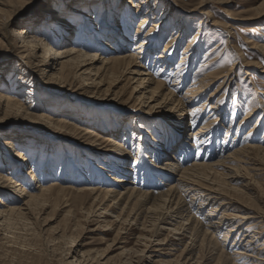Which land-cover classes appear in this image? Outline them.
I'll return each instance as SVG.
<instances>
[{
	"label": "bare ground",
	"instance_id": "obj_1",
	"mask_svg": "<svg viewBox=\"0 0 264 264\" xmlns=\"http://www.w3.org/2000/svg\"><path fill=\"white\" fill-rule=\"evenodd\" d=\"M105 1L103 0V4H111L112 9H109L111 13L104 8L102 15H100L102 11H99L100 13L94 11L93 13H97V16L94 14L95 16L91 17V12L88 10H80L74 6L71 9L73 13L80 12L84 16L79 27L80 31L79 34H74L62 42H49L47 39H50L48 37L51 35L50 31L41 33L40 30L28 32L25 28L15 29L13 33L15 38L22 42L19 46L21 47L19 59H24L25 64H28L30 68L32 65L45 66L44 69L42 68L43 77L47 73L50 79H57L67 84L81 82L80 85L87 87L88 90L91 89L93 93L108 94L111 87L120 81L135 82L128 99L140 101L141 106H146L143 114L147 116L158 108L163 110L168 107L171 112L177 115L183 114L186 119L191 120L192 123H188L191 128L197 124L199 118L206 116V119L198 128L187 132V135H182L184 121L181 120L178 127L174 128L175 139L164 140L161 149L156 148L162 157L158 158L156 163L147 161L145 164L141 163L142 158L138 159V156L130 159L134 144L124 146L126 143L118 141L120 138L112 135L103 138L98 128L87 127L84 133L85 141L91 146H96L89 152H94L93 156L101 155V162H97V167L95 166L94 169L90 168L92 161L79 162V165H71L75 168L70 170L68 169L70 167L68 153H65L64 162L57 177L53 167L49 165L52 160L49 155H46L39 172L37 160L34 159L32 163L34 169L25 171L29 154L19 149L20 143H16L14 139H6L3 144L7 145L12 152H10L8 164L4 167L0 165V170H5V173L0 172V190L4 188L8 190L9 187L8 193L11 195L8 194L10 200L7 203L0 198V204L3 205L0 206V226L5 225L12 231L15 224L12 219L15 217L24 219L36 209H41L40 206L60 204L64 209L70 204L69 195L75 193L76 197L81 199V204L86 201L89 203L86 208L81 205L85 209L87 219L97 216L98 224L107 227L101 230L97 227L94 230L99 229L103 236H106L116 227L114 241L118 240L123 244L121 247L124 250H126L124 244L128 242L134 226L140 225L141 230L151 231V234L150 232L149 234L139 233L136 238L139 242L147 241L143 242L145 247L141 249V252L145 251L144 253L148 254L146 259L174 255V258L167 260L168 264H203L202 248L212 243L215 234L223 231L221 241L217 242L218 246L214 244V250L216 249L218 253L217 264H243L239 262L243 259L248 261L253 259L251 264H259L258 261H261L260 264L263 263L264 238L260 234H264V227L259 224L264 219H258L264 217V214L254 206L250 192L252 186L249 187V184L253 181L257 182V179L253 180L256 175L264 174V134L261 139L257 137L264 125V96L258 93L251 94L245 104L247 113L242 117L236 135L229 139L233 126L232 119L228 123L229 129L224 140L220 142L223 122L229 120L227 108L229 86L234 83L238 67L240 71L253 63L241 56L240 52H235L230 59L221 58V52L212 58L210 62L225 59L227 68L221 70L219 78L222 81L201 105L198 100L206 93L212 78L209 73L201 71L209 63L200 64L198 71L193 73L190 83L188 78V74L195 69L194 64L199 63L202 41L221 33L232 36L231 31L226 28L231 25L221 24L214 19L213 12L205 7L209 3L207 0H202L192 11L193 15H200L201 23H203L197 32L190 23L192 19L178 12H172L167 4L163 8L161 17L156 16V11L150 8L152 1H155L154 8H159L160 0ZM215 2L227 4L230 0ZM7 4L8 0H0V5ZM46 11L55 12L56 10L51 7ZM254 11H256L254 15L264 14V0L257 8H254ZM135 14L142 16L138 21L136 33L132 34L130 28L136 20ZM95 17L101 19L97 25L98 28L89 27L88 21L92 19L93 23ZM172 18L181 19L182 22H174L175 26L171 29V34L169 33L166 42L160 47L162 37L170 31L168 22L173 23ZM209 20H213L212 27L206 26ZM70 21L63 16L62 19L54 22L55 27L51 25L53 27L51 30L55 33L57 29H62V34L68 37L71 34L69 27L73 26ZM2 39L3 37H0L1 42L4 41ZM80 39L87 42L92 40L93 44L83 43L84 41L81 42ZM221 44L220 41L216 45ZM227 46L234 45L228 42ZM181 47L182 55L175 65L174 62ZM215 48L217 47H212L208 52H212ZM252 48L264 52V44L254 42ZM231 61H234L232 65H230ZM24 73L27 74L26 71ZM247 73L249 74L248 71ZM21 78L16 86L18 93L24 87V80L21 82ZM171 79L172 83H170ZM184 85L188 87L182 93ZM114 90L112 88V91ZM234 90L236 94H239V101L244 99V97L240 98L242 90L239 86ZM256 90L264 94V90ZM124 91L122 88L115 91V94L122 95ZM32 93L34 88L31 87L27 92L29 95L27 99L33 95ZM27 99L15 98L11 93L4 94L0 91V113L4 109L5 115L24 113L32 117L44 118L46 121L51 119L45 112H33L34 103L28 104ZM234 106L236 111L243 110L236 96ZM55 122L59 126L69 124L65 118L53 121ZM249 124H251L250 128L245 131ZM72 126L78 127L77 124ZM186 127L187 125L185 129ZM244 132L243 137L241 133ZM192 148L193 151L190 152ZM196 148L199 149L193 156L192 152ZM204 148H208V152L203 155ZM145 150L147 149H143ZM110 165L113 167L111 168L113 173H108ZM13 172L18 174V179L15 180ZM149 186L151 188H147ZM206 208L208 211L205 216L201 220L198 219L197 214ZM70 210L69 207L66 211L70 212ZM67 214H65L66 218H68ZM109 217H114L115 220L112 221ZM177 218L180 220L176 221ZM174 221L176 222L173 223ZM167 225H173V228ZM16 230L12 232L16 234ZM161 230L178 234V240L181 242L189 237L193 240L194 247L199 245L200 253L195 257V253L192 252L193 247L189 251L188 244L191 242H188L178 255L173 253L171 250H179V248L176 246L177 243H171L169 234L157 241L160 247L150 248V250L148 243L154 236H158ZM125 233L128 235L125 236ZM232 236H235L234 241L227 244ZM262 243L263 246L260 247ZM227 247L229 251L226 250ZM109 260L110 257L100 264H107Z\"/></svg>",
	"mask_w": 264,
	"mask_h": 264
},
{
	"label": "rangeland",
	"instance_id": "obj_2",
	"mask_svg": "<svg viewBox=\"0 0 264 264\" xmlns=\"http://www.w3.org/2000/svg\"><path fill=\"white\" fill-rule=\"evenodd\" d=\"M106 1L109 2L111 0ZM201 1L202 0H160L158 5L159 8L157 7L156 9L154 8L155 1H152L150 10H155L157 14L156 16L161 17L163 8L165 7V4H167L172 12H178L181 15L192 19L190 23L193 25L194 31L197 32L198 28L200 25H203V23H201L200 15H193L192 11ZM207 1H209V3L205 7H207V10L210 12H213L214 19L219 21L221 24L231 25L226 28L231 31L232 36H229L227 33H221L214 37H208L202 41L199 63L194 64L195 69L188 74V78H190L189 83L192 81L193 73L198 71L201 63H209L202 68L203 70L201 72L209 73L212 78L206 93L198 100V103L201 105L222 81L221 78H219V74H221L222 69L227 68L225 59L210 62L212 58L217 56V54L221 52V58L230 59L235 52H240L241 56L247 59V61L253 63L250 66L243 67L240 71L238 67L234 83L232 86H229V97L227 99L229 120L225 121L226 123L223 122L224 126L222 127L220 136V142H222L227 130L229 129L228 123L232 119L233 126L230 130L229 139L236 135L239 124L243 119L242 117L247 113L245 104L251 94L258 93L260 96H264V94L256 90H264V52L263 50L261 51L257 48H252L254 42L264 44V14H261L260 16L254 15V12H256L254 11V8H257L263 0H230L227 4L215 2L217 0ZM106 4L107 3L103 4V0H8L7 5H0V37H3L2 40H4L2 42L0 41V91L4 94L11 93V95L15 98L20 97L22 99H27L29 96L27 94L28 90L31 87L34 88V93H32L33 95H31V97H29L26 101H28V104L34 103L33 105L35 110L33 112H45L51 117L49 121H46L44 118L32 117L24 113L5 115L3 111L4 109H2V113H0V165L2 167L8 164L9 157L11 156L10 152H12L7 145L3 144V141L10 138L12 140L14 139L16 143H20L21 147H19V149H22L24 152L29 154L27 155L29 161L25 166V171L34 169L32 166L34 159L37 160V170L39 172V168H41L44 164L46 155H49L50 158H52L49 165H51L50 167H53L56 173L55 177H57L62 167V163L64 162L63 156L65 153H68L67 155L69 157L68 165L70 167H68V169L74 170L75 167L71 165H79L81 162L86 161H92L90 168L94 169L95 166L97 167V162H101L102 156H93L95 153L91 151L89 152L91 148H95L96 146H91V144L86 143L85 141L86 139L84 137V133L87 127L98 128L103 138L109 135L120 138L118 141L126 143L124 146H127V144H131L133 146L134 144V151L130 155V159L138 156V159L142 158V164L147 163V161L150 163H156L157 159L162 157L159 155V151H157L158 148L161 149L163 142H165L164 140L170 141L175 139L176 133L174 128L178 127L181 120L184 121L182 135H187V132L198 128L204 123L206 116L199 118L197 120V124L191 128L188 124L190 122L192 123L191 120L186 119L183 114L177 115L171 112L168 107H165L163 110L158 108L156 111L149 113V116L143 114L146 111V106H141L140 101L128 99L135 82L126 83L125 81H120L117 85L111 87L108 94L93 93L91 92V89L88 90L87 87L80 85L81 82L67 84L66 82L57 81V79H50L47 76V73L43 77L42 72L45 66L32 65L30 68L28 64H25L24 59H19V51L21 49L19 46L22 42L20 39L18 40L15 38V35L13 34L15 29L25 28L28 32L40 30L41 33L50 31L51 35L48 36L50 39H47L46 37L44 38L52 43L62 42V40L64 41L65 39L71 38L74 34H79V27H81L84 16L80 12L74 14L71 10L74 6L78 7L80 10H88L91 12V17L92 15L97 16V13H100L99 11L104 10V8H106V11L111 13L109 10L112 9L110 6L111 4ZM51 7H53V10L56 11L47 12L46 10ZM94 11L98 12L95 14L93 13ZM82 12L84 13L85 11ZM102 14L103 11L100 15ZM63 16L69 18L73 25L72 27H69L71 34H69L68 37H65L62 34V29H57L55 33L51 30L55 27L53 25L54 22L58 19H62ZM141 16L142 15L140 14H135L136 20L130 28L132 34L136 33L138 21L141 19ZM249 16L253 17L247 18ZM99 17H95L93 19V23L91 22L92 19L88 21V26H92V28L97 27L98 23L101 21ZM172 19L173 23H170V21L168 22L170 31L166 32L162 37L160 47H162L166 42L169 33L171 34V29L175 26L174 22H182L181 19ZM211 21L206 22V26L212 27ZM228 37V42L234 45L233 47L227 46ZM80 41H84L83 43L86 44H93L92 40L87 42L84 39H80ZM220 41L222 44L217 46L216 44ZM212 47L217 48H215L212 52H208ZM182 51L183 49L181 47L180 53L174 62L175 65H177L178 59L182 55ZM233 63L234 61H231L230 65ZM24 71H26L27 74H25ZM20 77H22L21 82L24 80V87L22 90H19L18 93L16 91V86ZM172 82L173 80L171 79L170 83ZM237 86H239L242 90L240 98L244 97V99L240 101L238 100L239 94H236L234 90ZM105 87L106 85L104 88ZM187 87L188 85L183 86L182 93ZM112 88L115 90L112 91ZM122 88L125 90L122 95L115 94V91ZM235 96L237 102L240 103V108L243 109L241 111L235 110ZM133 105L135 107H133ZM133 108L140 109L131 110ZM62 118L68 120L69 124H65L66 126H59L56 122L53 123V121H57ZM72 123L75 125L77 124L78 127L75 128L72 126ZM186 125L187 127L185 129ZM250 126L251 124L247 126L245 131H247ZM263 128L264 125L259 130L257 135L259 139L263 137ZM243 134H245V132L241 133V136H243ZM140 146H145L146 148L143 149L147 150L143 151V149L139 148ZM198 149L199 148H196L194 152H192L193 156L196 155ZM207 150L208 148H204V152H202V154H206L208 152ZM191 151H193V148L190 152ZM114 152L118 153L117 151ZM187 154H189V152ZM111 168L113 167L110 165L108 167V173L114 172ZM0 172L5 173V170H0ZM133 176L134 173L132 177ZM14 177L15 180L18 179V174L16 172L14 173ZM254 178L255 179L253 180L256 181L257 179V182L253 181L254 184L253 182L249 184V187L252 186L250 187L251 196L253 197L252 201L254 206L257 207V210L264 214V174L256 175ZM46 183L48 184L49 182ZM94 183L96 184L98 182ZM147 188L151 187L149 186ZM9 189L10 188L8 187V190L5 188L4 190H0V198L6 203L10 200L9 195H11V193H8ZM72 194L69 195L68 198V202L70 203L69 206L64 209L60 204L40 206L41 209H36L31 215H28L24 219L23 217H15L12 219L13 222H15L12 231L17 228L16 234L5 225H1L0 264H100V262L103 263L104 260L109 257L110 260L107 264H129L130 262L132 264H168L167 260L174 258V255H168L163 257H153L152 260L146 259L148 254H145V251L141 252V249L143 250L145 247L143 242L147 241L144 240L143 242H139L136 241V238L139 233L143 232L149 234L150 232L151 234L152 232H145L141 230L140 225H136L138 226L137 228L134 226L131 232L132 234L129 235L128 242L124 244L126 249L124 250V248L121 247L123 244L119 243L118 240L114 241V237L117 232L116 227L106 236H103L99 229L94 230L97 227H99L100 230L107 227L101 226L100 223L98 224L96 221L97 216L88 217L87 219L85 209L82 207H88V201L81 204V199L76 197L75 193ZM84 197L86 199V196ZM78 202H80V204H78ZM0 206L3 205L0 204ZM69 207L71 209L70 212L66 211ZM37 211L39 212L37 213ZM207 211L208 209L206 208L204 211L198 213L197 218L201 220ZM67 212L70 215L67 214ZM65 214H67L68 218H66ZM33 216L36 217L34 218ZM109 218L112 221L115 220L114 217ZM178 219L180 220V218H177L176 221H179ZM260 219L263 220L264 217H260L258 220ZM101 220H103V217H101ZM258 220L256 222H258ZM29 221L32 223H29ZM112 224L116 226L115 223ZM79 225L83 226L81 227ZM259 225L264 227V220ZM126 226L127 225H125V227ZM167 226H171V228H173V225ZM222 232L215 234L214 238H212V243H210L212 245L208 244L204 246L201 251L199 245L196 247L192 245L193 240L189 239V237L185 238V240L181 242L178 240V234H175L174 232L169 233L167 230H161L159 235L154 236L150 243H148L150 244V247L148 248L153 249L160 247V244L157 241L169 234V238L172 239L171 243H177L176 246L179 248V250L169 249L173 251V253L178 255L182 249L185 248L188 242H191L188 244L190 245L188 248L189 251L193 247L192 252L195 253V257L201 251L203 264H217L218 253L216 252V249L214 250V244L216 243L218 246L217 242L221 241L220 238L222 237ZM124 235L126 236L128 233H125ZM188 235L190 236V234ZM260 235L264 238V234L261 233ZM234 239L235 236L230 237L227 244H231ZM259 246L262 247L263 243ZM137 250L140 251L138 252ZM226 250L229 251V247H227ZM104 257L105 259H103ZM194 260H196V258ZM243 260L239 262H242L243 264H251L253 261V259H250L249 261L246 259ZM258 262L260 264L261 261ZM261 264H264V262Z\"/></svg>",
	"mask_w": 264,
	"mask_h": 264
}]
</instances>
